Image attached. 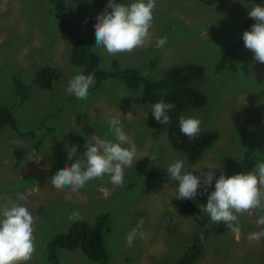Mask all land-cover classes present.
Wrapping results in <instances>:
<instances>
[{
  "label": "rangeland",
  "instance_id": "rangeland-1",
  "mask_svg": "<svg viewBox=\"0 0 264 264\" xmlns=\"http://www.w3.org/2000/svg\"><path fill=\"white\" fill-rule=\"evenodd\" d=\"M90 1L65 0L70 19L82 36L87 27L79 22L78 11ZM256 4L264 7V0L212 5L201 0H156L147 47L109 55L94 43L102 57L101 73L133 66L141 75L155 79L186 62L205 67L195 86L206 94L207 103L187 111L184 117L200 119L201 130H216L220 139L198 162L191 163L185 153L173 148L166 124L154 119L152 105L142 98L144 86L130 88L125 79L102 74V86L89 91L87 99H77L66 91L69 80L81 68L70 59L74 38L62 31L50 0H0V105L13 106L18 129L33 132L21 136L9 124L0 130V206L22 193L28 198L18 203L26 206L34 219L35 252L25 264H54L48 245L55 236L69 231L76 221L69 220L74 211L80 213L79 219L90 222L108 213L103 228L107 264H175L195 235L211 226L213 222L200 205H206L215 180L221 174L252 172L257 162H264V63L256 61L244 46L237 54V71L219 73L216 69L226 50L245 32L244 20ZM105 9L112 10L108 4ZM165 37L167 43L157 48L156 40ZM16 76L33 86L31 98L22 105L13 85ZM129 112L135 116L131 121L125 118ZM42 116L49 119L41 120ZM114 116L120 117L137 147V161L125 168L124 184L116 186L110 175H105L76 192L55 188L50 178L82 156L88 139L95 136L116 142L108 123ZM75 134L82 138H73ZM73 144L77 152L69 160L67 147ZM18 149L23 152L18 154ZM246 157L251 158L249 169L245 168ZM181 159L189 170L215 167L207 193L201 195L200 188L195 199L175 198L178 182L170 181L167 167ZM139 168L143 172L155 169L156 175L148 177L149 186L138 175ZM186 203L195 209L188 212L183 207ZM259 215L264 212L256 209L239 215L238 239L227 225L223 231L207 233L203 254L193 264H264V239H247L250 233L264 229L255 222ZM141 219L139 231L144 238L138 231L129 246L126 236ZM58 255L59 264H102L81 247L59 248Z\"/></svg>",
  "mask_w": 264,
  "mask_h": 264
},
{
  "label": "clouds",
  "instance_id": "clouds-1",
  "mask_svg": "<svg viewBox=\"0 0 264 264\" xmlns=\"http://www.w3.org/2000/svg\"><path fill=\"white\" fill-rule=\"evenodd\" d=\"M108 7L112 9L110 12L105 9L96 18L97 48L103 47L109 55H117L131 53L137 48L147 47L150 44L152 39L150 29L156 0H132L129 4L108 0ZM249 16L256 23L243 33L244 44L254 53L256 61L264 63V7L256 4L250 9ZM166 43V37L158 38L156 47L161 48ZM95 83L93 74L86 75L80 72L69 80L66 91L77 99H87L91 91L89 89ZM90 97L87 104H90ZM174 108L175 105L172 103L159 101L151 106V112L157 122L169 124L171 118L168 113ZM125 118L131 121L135 116L129 112ZM108 123L109 131L116 142L95 136L92 140L88 139L86 151L82 156L70 166L62 167L50 178L55 188H70L72 192H76L84 188L89 181L102 179L105 175H110L111 183L116 186L124 184V170L131 167L134 160L137 161V147L124 131L119 116L111 117ZM201 123L202 121L195 117L179 118L180 131L190 139L198 136ZM67 152V158L71 160L77 152V146L74 144L68 146ZM150 158L155 159V156ZM205 167L208 168L206 172ZM214 168L205 165L195 166L189 170L183 159L169 165L167 173L170 181L178 182L175 198L195 199L200 188H203L201 195L207 193L215 176L212 171ZM194 171L199 172V175H194ZM27 198V195L17 193L15 201L10 200L0 206V264H25L32 259L35 252L33 216L26 206L18 203V201H26ZM200 207L213 223L227 225L238 239L241 233L239 215L245 212L251 213L254 209L264 212V162H257L252 172L227 177L221 174L215 180L214 191L207 195L206 205ZM79 218L80 213L75 211L69 216L70 221ZM255 222L259 226H264V215H259ZM142 227L141 219L127 234L126 242L129 246L133 245ZM139 235L144 238L145 234L139 231ZM247 239L249 241L264 239V229L250 233Z\"/></svg>",
  "mask_w": 264,
  "mask_h": 264
},
{
  "label": "trees",
  "instance_id": "trees-1",
  "mask_svg": "<svg viewBox=\"0 0 264 264\" xmlns=\"http://www.w3.org/2000/svg\"><path fill=\"white\" fill-rule=\"evenodd\" d=\"M231 0H201L205 4H216L221 2H229ZM54 5V11L60 22L62 31L67 36L74 38V43L70 53V59L73 64L81 68L84 74H93L96 83L89 90L97 89L102 86L99 75L106 77H118L125 79V83L130 88L144 86L142 98L144 102L153 105L156 102L164 101L172 103L175 108L168 115L171 120L166 124L169 130V138L175 150L185 153L191 163L198 162L205 152L219 140L220 134L216 130H201L195 139H190L180 131L179 118L184 117L185 113L193 108L204 106L207 103L206 94L195 86L197 80L202 79L205 74V67L201 64L186 62L182 66L172 67L168 70L164 77L147 78L141 75L133 66L122 70H113L109 72H100L101 55L95 49L96 42L95 24L97 16L103 11L108 4V0H92L80 8L78 11L79 22L87 27L85 35H79L77 26L70 19V12L67 10L65 0H50ZM117 3L129 4L132 0H116ZM256 21L249 15L244 20V28L250 30ZM245 46L243 35L226 50L220 61L216 65L217 72L221 73L225 70L237 71L238 52ZM89 62H87L88 60ZM87 60V61H85ZM239 65V64H238ZM114 66L118 68L119 62L115 60ZM95 70V72H93ZM95 73V74H94ZM13 85L17 91L21 105L28 102L33 94V86L21 77H14ZM75 97V96H73ZM76 98V97H75ZM13 106L0 105V130L7 124L14 127L19 135L27 136L33 132H27L18 129L17 120L15 118ZM54 113V111H49ZM41 120H48L49 117L42 116ZM44 122V121H43ZM49 129V128H48ZM73 138L80 140V134L73 135ZM22 150H17L20 154ZM250 157L244 158L245 168L249 169ZM19 162L17 163V165ZM151 164H154L151 161ZM143 172L139 168V176L149 185L148 177L155 176L154 168ZM134 185V184H133ZM183 207L192 212L195 206L192 203L183 204ZM108 213L99 214L94 222L84 219L76 220L69 231L55 236L48 245L49 259L54 264H59V248H77L81 247L87 255L93 259L100 261L102 264L108 262V251L106 248V232L103 230ZM226 225L212 223L202 229L195 235L194 242L179 257L175 264H193L203 254L204 237L207 233L219 230L223 231Z\"/></svg>",
  "mask_w": 264,
  "mask_h": 264
}]
</instances>
